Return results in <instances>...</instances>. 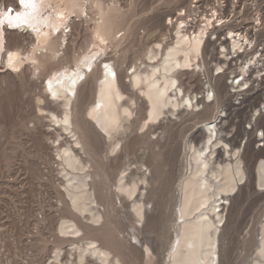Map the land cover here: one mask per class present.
Segmentation results:
<instances>
[{
    "label": "bare ground",
    "instance_id": "bare-ground-1",
    "mask_svg": "<svg viewBox=\"0 0 264 264\" xmlns=\"http://www.w3.org/2000/svg\"><path fill=\"white\" fill-rule=\"evenodd\" d=\"M50 1H56L60 6L55 15L52 13L44 15L43 10L50 5ZM173 1L175 2L163 0L167 4ZM87 2L96 3L98 6L99 20L95 23L94 37L104 43L108 39L117 41L122 37L124 33L117 36L121 31L117 30V25L123 8L117 0H112L107 5L102 0H18L19 8L3 15L5 20L18 28V32L36 39L34 40L37 44L26 53V59L32 62L37 60L36 63L39 64L41 59V62H50L54 75L48 77L45 82V91L59 101L63 109V116L58 117L54 113L52 121L56 125L59 123L72 139V143L67 142L64 146L59 143L56 148L63 164L65 187L71 202L68 206L71 216L63 218L59 224L53 264L74 263L68 258L66 262L60 260L61 251L64 249H68L71 255H76L75 264H94L95 262L89 261L90 258L95 259V264H123L127 246L118 233L112 231L108 223L100 227L93 226V223L99 222L102 218L95 191L101 187L99 181L94 182L90 179L91 175L87 172L88 163H85L82 154L78 155L77 151L87 155L102 136L108 140L114 139V134L121 129L124 130L125 121L127 122L132 114V105L140 99V114L155 133L165 127L163 118L167 109L171 115H174L177 107L182 104L186 110L188 105L193 110H203V113L214 110L210 116L196 125V130L200 131L195 135L196 138L192 140V136L189 135L185 142L182 157L184 170L180 171L178 185L176 184L174 188L177 191L176 212L182 220L181 228L179 233L177 232L176 240H173L172 247L170 246L168 258L162 262L222 264V231L238 221V215L235 213V195L236 191L242 188V180L247 172L243 153L251 151L250 145L254 141L255 146L257 145L255 148L264 147V132L263 137L258 136L260 128L264 129V107L259 106L257 93H249L240 88L245 85L244 82L239 83L237 87L234 85L235 77L244 73L243 66L239 65V70L237 68L239 58H247L246 61L249 62L257 59L259 62L261 58L258 55L264 56L262 30L264 7L259 9L258 15L250 21L244 18L237 23H228L225 27L224 24H213L211 18L204 15L201 19L198 17L191 19L195 21L193 23H197L196 20H206L205 24L189 23L187 11L186 15L182 16L183 8L177 9L168 16V21L166 19L164 26L171 27L163 31L165 28L163 26L158 41L146 42L140 62L133 64V70H130L132 66L130 68L119 66L118 69L115 62L102 63L101 69H98L99 74L96 73L98 82L95 85V100L87 109L86 117L74 120L72 111L77 106L78 97L82 95L86 98L89 87H92L90 85L93 81L87 78L89 72H96L95 63L93 64V60L90 59L86 62V68L78 66L72 69V66L71 70L58 72L62 67L63 58L59 57L56 61L54 59L60 47L63 45L67 47L70 42L66 28L75 22V19L70 22L71 18L74 16L83 18L84 13L88 16ZM62 3L65 4L64 8L61 7ZM214 34L217 35V39L212 37ZM0 38L2 40V37ZM248 45L252 50L248 51ZM3 47L0 45L1 50ZM38 50H41L40 53H37ZM22 53L19 49L10 50L5 60L18 67L24 61ZM249 54L251 56L247 57ZM224 65H228L229 71L221 70ZM250 69L249 78L252 79L257 75L252 73L257 70L251 66ZM194 71L199 72L201 77L196 82L192 80ZM233 74L237 75L231 79ZM195 84L197 90L194 89ZM125 91H130L128 97H125ZM238 113L241 114V118L238 117ZM156 121L159 123L154 125ZM237 126H241L239 131L236 129ZM123 132L122 134L125 133ZM240 135H247L244 143L243 137L238 138ZM159 155L161 153L157 154L158 157ZM261 155L264 156V150ZM249 174L250 180L256 179H254L256 186H264V157L258 160L254 169L249 170ZM130 179L122 173L117 181V188L129 198L138 191L139 196L132 200L133 211L139 217L153 219L151 211L145 204L146 200L141 198L144 191L140 189V183L131 182ZM143 181L147 182L146 176L143 177ZM222 221H225L224 229L220 227ZM259 234L260 237L253 236L250 240L251 246H255L257 251L253 264H264V220ZM146 241V238L142 240ZM130 245L128 247L131 248L130 251L141 250L138 245ZM145 246L146 250L143 251L146 253L145 260L151 264L153 262L151 248L147 244Z\"/></svg>",
    "mask_w": 264,
    "mask_h": 264
},
{
    "label": "rangeland",
    "instance_id": "rangeland-1",
    "mask_svg": "<svg viewBox=\"0 0 264 264\" xmlns=\"http://www.w3.org/2000/svg\"><path fill=\"white\" fill-rule=\"evenodd\" d=\"M111 1L102 0L106 5ZM117 1L123 8L117 25V30H121L117 36L124 33L122 37L117 41L108 39L106 43L95 38V23L99 20L98 6L96 3L87 2L88 16L84 13L83 18L75 16L71 18L70 22H73V19L75 22L66 28L70 42L67 47L65 45L62 46L63 49L60 47L57 58H52L55 61L59 57L63 58V68L61 67L58 72L71 70L72 66V69L78 66L86 68V62L90 59L93 60V64L95 63L96 72L93 71L95 75L89 72L91 76L88 75L87 78L93 81L90 85L92 87L88 86L91 91L87 87L88 96L78 97L77 106L72 111L74 120L86 117L87 109L95 100V85L98 82L96 73L99 74L102 63L115 62L118 69L119 66L123 68L132 66L130 70H133V64L140 62L146 42L158 41L168 16L177 9L186 7L190 2V0H175L167 4L163 0ZM260 1L264 0H258ZM17 2L18 0H0V37H2L0 45L4 46L2 50L0 49V216L14 221L20 217L30 219L35 213L44 211L50 219L52 233L56 236L59 233L61 220L71 216L68 208L71 202L65 187L63 164L56 148L59 143L61 146L66 145L67 142L72 143V139L70 134L63 131L59 123L56 125L52 121L54 113L58 117L63 116V109L60 102L45 91V82L48 77L54 75L50 62H41V59L40 64L38 62L37 64V60L32 62L26 59V53L31 51L33 45L36 46V39L18 32V28L3 18L5 12H13L12 10L19 8ZM49 4L44 8L46 10H43V14L55 15L60 5L56 1H50ZM64 6L65 4L62 3L61 7ZM252 16L251 13H244L243 18L250 21ZM170 27L171 25H168L163 31ZM14 49L23 52L24 61L18 67L12 66L5 60L7 52ZM40 51L38 50L37 53ZM76 62L81 65H76ZM194 74L192 80L196 82L201 77L199 72L194 71ZM196 84L195 90H197ZM129 95L130 91H125V97ZM140 100L131 107L132 114L129 120L125 121V126L122 127L124 130L121 129L124 134L119 133L121 131L119 130L112 140L102 136L87 155L79 153L80 151L77 153L82 154L85 163H88L87 172L91 175L90 179L94 182L99 181L101 187L99 190L96 188L95 191L102 218L99 222L93 223V226L100 227L108 223L111 230L118 233L117 235L127 246L123 255V264H146V253L143 252L146 250V244L151 248L153 260L151 264H163L181 228L182 220L176 212L177 191L174 188L178 185L180 171L184 170L182 157L185 142L189 135L192 136V140L196 138L195 135L200 132L196 130V125L210 116L214 110L203 113L201 109L193 110L190 105L186 110L185 105L182 104L177 107L174 115H171L167 109L163 118L165 127L159 129L161 132L155 133L140 114ZM239 113L237 115L241 118ZM158 123L159 121H156L154 125ZM240 128L241 126H237V131ZM242 137L244 143L247 135L238 136L239 139ZM255 143L256 141L250 145L251 151L243 153L247 172L242 180V188L237 190L235 195V213L238 215V221L222 231V264H253V258L257 253L255 246H251L250 240L253 236L260 237V227L264 220V186H256L255 178L250 180L249 170L254 169L258 160L264 157L261 155L264 147L257 149ZM115 145L117 146L114 147ZM158 153H161L159 157ZM122 173L126 174L128 179L131 177V182L140 183L139 187L144 191L141 198L146 200L145 204L151 211L153 219L139 217L133 211L132 200L139 196L138 191L129 198L117 188V181ZM144 176L146 183L143 181ZM224 223L225 221L220 223L221 229H224ZM30 227L32 226L29 225L26 229L29 230ZM14 229L15 225L9 228L8 232ZM65 238L67 239L66 235ZM144 238L147 239L146 242H142ZM56 241L53 240L50 245L52 251L55 250ZM129 243L132 246L138 245L142 251L136 249L130 251ZM64 252L65 261L73 260L75 264L76 255H71L68 249H64ZM69 255L73 257L70 258ZM89 261L96 263L95 259L90 258Z\"/></svg>",
    "mask_w": 264,
    "mask_h": 264
},
{
    "label": "built area",
    "instance_id": "built-area-1",
    "mask_svg": "<svg viewBox=\"0 0 264 264\" xmlns=\"http://www.w3.org/2000/svg\"><path fill=\"white\" fill-rule=\"evenodd\" d=\"M262 7H264V1L258 2V0H190L188 5L182 9L181 15L185 16L187 11L189 23L195 22L191 19L192 17L201 19V16L204 15L210 17L213 24H224L225 27L228 23H237L244 19V13H251L253 15L251 19H253ZM196 22L193 24H200V22L205 24L206 20H196ZM212 37L217 39L216 34ZM244 49L242 48V50ZM247 49L248 51L252 50L250 45ZM259 55L258 57L261 58L259 62L257 59L249 62L246 61L247 58H239L237 68L239 65L243 66L244 73L237 77H235L237 74H233L231 79L235 77L234 85L236 87L239 83L244 82L245 85L240 87L244 88L243 91L257 93L259 106L264 107V56ZM250 56L251 54L247 55V57ZM250 66L257 70V72L252 73H257L252 79L249 78ZM225 69L229 71L228 65H224L221 70ZM210 98L213 99V93H211ZM263 132L264 129L260 128L258 136L263 137ZM13 225H15V229L8 232V229ZM29 225L32 227L28 230L26 228ZM55 239L56 236L52 233L50 219L44 211L35 213L30 219L20 217L14 221L0 216V264H53L55 250L52 251L50 245ZM61 259L66 262L64 250L61 251Z\"/></svg>",
    "mask_w": 264,
    "mask_h": 264
},
{
    "label": "snow or ice",
    "instance_id": "snow-or-ice-1",
    "mask_svg": "<svg viewBox=\"0 0 264 264\" xmlns=\"http://www.w3.org/2000/svg\"><path fill=\"white\" fill-rule=\"evenodd\" d=\"M186 103H190V102L186 101Z\"/></svg>",
    "mask_w": 264,
    "mask_h": 264
}]
</instances>
